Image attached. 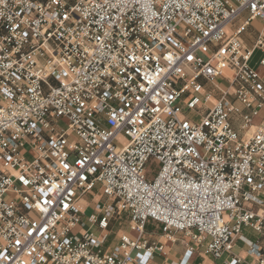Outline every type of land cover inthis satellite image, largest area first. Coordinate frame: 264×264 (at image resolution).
<instances>
[{
  "label": "built area",
  "instance_id": "2783aa9c",
  "mask_svg": "<svg viewBox=\"0 0 264 264\" xmlns=\"http://www.w3.org/2000/svg\"><path fill=\"white\" fill-rule=\"evenodd\" d=\"M256 51L264 0H0V264H264Z\"/></svg>",
  "mask_w": 264,
  "mask_h": 264
},
{
  "label": "crops",
  "instance_id": "0c3cea01",
  "mask_svg": "<svg viewBox=\"0 0 264 264\" xmlns=\"http://www.w3.org/2000/svg\"><path fill=\"white\" fill-rule=\"evenodd\" d=\"M257 35L258 33L255 34L252 31H249L248 29L245 31L243 37L248 46H252L254 44L255 38ZM252 66L257 68L259 72L264 74V67H259L258 61H256V63H254V65ZM259 121H260L259 117L255 118L254 120L255 123H259ZM239 131L241 134L245 132L241 129H239ZM150 224L155 225L154 223H150ZM149 234H152L151 235L152 239L163 242L165 244L166 256L157 257L156 260L159 263L161 264H179L180 263V260L181 258H183L184 253L186 251L185 246L181 243L180 240L176 243H171L163 233H160L158 231H152V232H149ZM179 238L181 239V236ZM256 240H258V235L255 234L252 229L245 228L242 235L235 242L233 253L241 256L245 260H251L252 258L248 256L247 254V249L249 245ZM231 258H232V255L229 253L224 254L221 258H215L213 256L205 255L201 252H197L192 255L189 264H225V261Z\"/></svg>",
  "mask_w": 264,
  "mask_h": 264
},
{
  "label": "rangeland",
  "instance_id": "374dc122",
  "mask_svg": "<svg viewBox=\"0 0 264 264\" xmlns=\"http://www.w3.org/2000/svg\"><path fill=\"white\" fill-rule=\"evenodd\" d=\"M240 23L239 20H237L233 26H237ZM231 26L228 31L231 33L232 30L234 29V27ZM249 31H252L253 33H259V31H262L263 29V24L261 23V21L259 20H255L251 23V25L248 26L247 28ZM261 53L258 51L255 53V56L252 60V65H254V63H256V61H258L260 59ZM223 87L227 86V81H224L221 84ZM207 91V88H205ZM186 95H190V92H188ZM251 134V132L249 133ZM152 166L154 167V165L152 164ZM149 175L152 177L155 174V171L149 170ZM94 208L93 205H91L87 210H86V214H85V218H87L92 212H93ZM129 230V222L127 219L122 220V224H118V223H114L112 226V231H111V235L109 238V241H116V238L121 235L123 232H126ZM152 231H158L160 233H163L161 226L160 225H152L150 223H148L145 227V232H146V236H149V232Z\"/></svg>",
  "mask_w": 264,
  "mask_h": 264
}]
</instances>
